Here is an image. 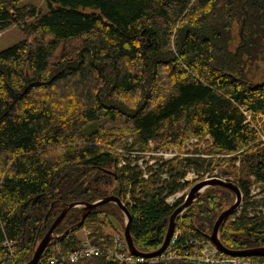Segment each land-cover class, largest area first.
Masks as SVG:
<instances>
[{
  "label": "trees",
  "instance_id": "16d2710c",
  "mask_svg": "<svg viewBox=\"0 0 264 264\" xmlns=\"http://www.w3.org/2000/svg\"><path fill=\"white\" fill-rule=\"evenodd\" d=\"M217 1L45 0L43 13L23 0H0V31L18 25L26 34L50 37L0 51V264L29 262L69 204L111 195L132 217L136 248L155 251L183 203L168 200L187 186L172 175L177 168L184 167L182 176L190 170L202 175L237 160L246 204L224 219L219 238L230 250L264 246V212L251 206L255 185L264 194V143L242 111L264 116V80L253 83L242 70L264 51V0H224V40L218 42L221 34L206 32L203 24ZM231 23L243 26L237 54L228 50ZM75 38H81L77 58L51 63L60 41ZM191 139L196 150L181 156ZM200 143L203 153L192 156ZM172 147L181 150L171 159L144 160ZM229 202L223 187L198 197L176 218V246L186 244L193 254L194 246L211 244L215 219ZM118 209L110 202L90 210L81 227L75 225L85 208L70 209L41 259L57 245V256L79 248L77 232L84 226L91 228L92 244L112 247L104 228H116ZM177 259L152 264H199ZM75 264L122 263L103 252Z\"/></svg>",
  "mask_w": 264,
  "mask_h": 264
},
{
  "label": "rangeland",
  "instance_id": "374dc122",
  "mask_svg": "<svg viewBox=\"0 0 264 264\" xmlns=\"http://www.w3.org/2000/svg\"><path fill=\"white\" fill-rule=\"evenodd\" d=\"M22 4H31V5L35 6L38 10L42 11L43 13L48 11L47 10V6L45 4V0H23ZM223 9H224V0L217 1L216 4H214L213 6H210L209 10H206L207 11L206 12L207 15L205 17V23H203L204 26H206V30H205L206 32H209V30H215L217 34L218 33L221 34L219 36L220 40H217V42L221 41V40H224V37H223L224 29L221 28V26H220V25L223 24L224 17L226 16V14L224 13ZM242 27L243 26L239 27V25L237 23H231L230 26L228 27V30H230V32H231L230 36H232V40L230 42L231 47L228 50H230L234 54L235 53L237 54V52H238L236 47L239 46V43H240V36L239 35H242ZM21 30L22 29L18 25H12L9 28L0 31V51L6 49V48L12 46V44L14 45V43H17L18 41H22V40H27V42H29L31 47L34 46L33 45L34 42H37V41L48 42L50 40V37L47 36V35L46 36L45 35H34V34L30 35V34H26L25 32H22ZM36 38H38L39 40H36ZM60 42H61L60 46L55 50L53 56H51V63L58 62L59 57L61 56V59H62V57H64L65 55L77 58L74 55L79 53V47H80V44H81V38H75V39H70V40H67V41H60ZM244 56H245L244 59H246V58L248 59V57L245 54H244ZM254 56L256 57V60L253 59V60L248 61V63H250V62L254 63L253 66L252 67L251 66H245V68L242 69V70H243V73H245V75L247 76V78L250 81H252L253 83H258V82L264 80V51H262V53H260V54L255 52ZM103 70H106V69H103ZM109 73H107V75H106L107 77H109L108 79H110V77L112 78V75H111L112 72H109ZM99 90H97V91H99ZM105 91L102 90V93H100V94H102L103 97L105 96V94H104ZM107 92H109V90H107ZM242 111H243V114L245 116L249 117V113L250 112L247 111L246 107L242 108ZM258 119H260V118L258 117ZM251 120L252 121L254 120V122L256 124H258L256 122L257 120L252 119V118H251ZM263 134L261 133V137H260L261 143H264V135ZM185 143H186L185 144V148H183L182 150L180 149L182 151V155L181 156L188 155V153L185 152L186 150H191L192 152H194L196 150V148L194 146V143H196L195 140L191 139V140H189L188 142H185ZM153 146L154 145L152 144V147ZM204 148H206L205 144L204 143H200L198 151H197L199 154L195 155V154L191 153L192 156H201V154L203 153L202 150H204ZM184 149H185V151H184ZM180 150L177 147H172L170 149L159 150L158 152L157 151H153V153H148L147 155H145L144 156L145 157L144 160H147L149 158V156H153V157L156 158V160L155 161L151 160L149 163L150 164H152V163L153 164H158L157 163L158 159H161V158L164 159V160L171 159V158L174 157L173 155L178 154V151H180ZM134 153L136 154V152H134ZM126 155L129 156V153L126 152ZM202 156L207 157L206 155H202ZM221 156H224V157H226L228 159H230L229 157H231L230 155H221ZM141 161H143V159H141ZM234 164H235L234 165L235 167L231 166L232 167L231 168V167H227L225 165V166L221 167V169L216 168L213 173H205V174H202V175L197 173V172H195V171H193V170H190L184 176H182V173L184 171V169H183L184 167L179 166L177 168L178 169L177 173H173L172 175L175 176L176 182H182V183L185 182L187 184V186L184 187V189H182L181 191L177 192V194L175 193L173 195H170L169 198H168L169 202L172 203V202H174L176 200L182 199L183 203H184L186 198H187V194H190L191 189L194 188L197 184H199L203 180H210V179H214V178H219V180H221V181L233 182L234 184L237 185V182H236L237 178L236 177H238L240 174H242V172H240V168L241 167H239V166H241V162L239 160H237ZM164 177L170 178L171 174L167 173L166 175H164ZM216 187H221V186H208V187H205L203 192L201 191V193L199 195L202 196V195H204V193H206L211 188H216ZM223 189L226 190V193L230 197V202H229L230 205H227V206H229L228 208H230L231 205L236 203L237 195H236V193H234V191L232 189H228V188H225V187H223ZM262 190H263V188L260 187L258 184L255 185L252 188V192H253V196L252 197H253V199H252L251 206H252V208L256 207L258 210L262 209V212H264V205L261 204L262 203L261 200H262V198H264V194L260 193V191H262ZM240 191H241V189H240ZM122 203H123V205H125L124 202H122ZM245 204H244V196H243V193H242V199L240 201V204L238 205V208L235 210V212L239 214L241 212L242 205L244 207ZM118 210L117 211H118V213L120 215V219H119L120 222L112 219L114 221V226L116 228H112L110 226H107V227L104 228L105 232H107V233H110V232L122 233L124 231L125 226H126L125 223H126L127 217H126L125 213L123 211H121L120 208ZM235 212H233V213H235ZM84 228H86L85 229L86 237H85V234H84ZM167 231H168V229H167ZM88 233H91V228H89L87 226L86 227L84 226L83 228H81L77 232V236H80V238H82V240H83V239L87 238ZM38 244H39V242L37 243V245ZM126 245H127V242H126ZM209 246H210L208 248L209 253L205 257L202 256V258H204V259H202L201 262H205V263H212L213 262L212 261V260H214V259H212L213 258L212 257L213 252H214V250H217L218 248L216 246H214L213 243H211ZM36 247H34V252H35ZM261 247H264V246H258L257 245L256 247H254L252 249L261 248ZM128 248H127V250H129ZM210 249H211V251H210ZM247 249H251V248L235 249L234 251H236V250L237 251H242V250H247ZM5 250H6V248H5ZM144 253H147V252H144ZM131 254L134 255V256H138V255L133 254L132 252H131ZM225 255H226L227 258L231 257L230 258L231 259V263H233V264H242L243 262L247 263V264H250V260L245 258L247 256H245V257L244 256H235V255L228 256V254L222 252L220 258L225 257ZM243 257H244V259H242ZM145 258H147V257H145ZM180 259L181 260H185L183 258H180ZM192 261L193 262L195 261L194 258H192Z\"/></svg>",
  "mask_w": 264,
  "mask_h": 264
},
{
  "label": "water",
  "instance_id": "95a60500",
  "mask_svg": "<svg viewBox=\"0 0 264 264\" xmlns=\"http://www.w3.org/2000/svg\"><path fill=\"white\" fill-rule=\"evenodd\" d=\"M208 186H221V187H225L228 189H232L234 191V193H236V195H237L236 203L231 205V207L228 208L227 210L223 211L218 216V218L216 219V222L213 226V230L209 236L210 242L213 243L214 246H216L221 252H224V253L231 255V256L232 255L244 256V257L245 256H252V255L264 256V247L255 248V249L251 248V249L242 250V251H237V250L234 251V250H230V249H228L222 245L220 238H219L218 231H219L220 226L222 225L224 219L227 218L229 215H231L233 212H235V210L238 208V205L240 204V201L242 199V193H240L241 192L240 188L236 184H234L233 182L221 181V180H219V178H214V179H210V180H203L202 182L197 184L194 188L191 189L190 194H187V198H186L185 202L182 203L179 207L175 208L176 210L171 215L170 220H169L170 223H169L168 231L165 234L166 235L165 240H164L162 246L159 247L155 251L144 253V252H141L138 249H136V246H135L134 241H133V237L131 236V232H130V226H131L130 222H132V217L129 214L127 207L125 205H123L120 198L111 195V196L104 197L100 200H97L93 203L75 202V203H71L68 206H66L65 209L60 212L61 214L55 219L53 224L50 225L49 230L46 232V234L43 236V238L40 239V242L35 249V252L33 254L32 259L29 262H27L26 264H39L40 259L43 255V252L46 251L47 247L50 245V243L55 238L59 237V235L55 234V230L57 229L58 225L61 224V222L66 217L67 212H69L70 209H73V208L79 207V206H82L85 208V211L81 217V220L79 221L78 224L75 225L76 227H81L82 224H84V221H85L86 217L88 216V213L90 210H93V209H95L101 205H104V204H107L110 202L117 204L118 207L121 209V211H123L127 217L123 237H125L127 245L129 247L128 249L133 254L138 255V256H145L147 258L157 257V256L161 255L166 250V246H168V244H169V242L173 236L172 234L174 233V230H175V222L174 221H176V218L178 217V215L183 213V211L185 209H187V207L191 206L198 199L201 191L203 192L205 187H208Z\"/></svg>",
  "mask_w": 264,
  "mask_h": 264
},
{
  "label": "built area",
  "instance_id": "2783aa9c",
  "mask_svg": "<svg viewBox=\"0 0 264 264\" xmlns=\"http://www.w3.org/2000/svg\"><path fill=\"white\" fill-rule=\"evenodd\" d=\"M246 121L250 124H252L251 127H254L258 133L259 136L261 137V133L263 134V130L261 125L264 123V116L258 121H256L258 124L254 122V120H251V116L249 114V117L246 116ZM264 135V134H263ZM124 232L122 233H113L111 237H113L114 243L112 247H105L103 248L102 246L94 245L92 244L90 238H85L81 240V245L79 248H77L74 251H71L67 254L57 256L55 255L54 252H57L59 250V246L57 245L56 249L52 248L50 251L53 254H50L48 257H44V259H40L39 264H66V263H71L75 264L79 262L80 260H84L86 258H91V257H97L103 252H106L111 259H116L122 264H145L149 263L152 264L155 261L158 260H172L176 258H183L191 261V263H199V264H233L231 263V257L227 258L226 255L225 257H221V254L217 251L214 250L213 255H212V263H205L201 262L202 256L205 257L208 255L209 250L208 248L210 247V243L208 245H205L203 249H197L196 246H194L195 252L191 254L188 251L187 245L176 246V240L178 239V235L181 236V231L177 230L176 233H174V237L171 238L168 246H166V250L160 255V257H155V258H145L143 256H133L129 250H127L128 246L126 245V240ZM89 234V233H88ZM196 245H199V241H195ZM4 246L6 250H8V257L12 258L13 257V252L15 251L13 245L11 243H4ZM211 251V249H210ZM205 253V254H204ZM229 256V255H228ZM192 258H194V262L192 261ZM250 260V264H264V257L260 260L257 259H252L245 257ZM244 259V257L242 258ZM242 264H247V263H242Z\"/></svg>",
  "mask_w": 264,
  "mask_h": 264
},
{
  "label": "bare ground",
  "instance_id": "6f19581e",
  "mask_svg": "<svg viewBox=\"0 0 264 264\" xmlns=\"http://www.w3.org/2000/svg\"><path fill=\"white\" fill-rule=\"evenodd\" d=\"M248 112H250V111L248 110ZM249 114H250L251 118L253 119V116H252L251 112H250ZM258 117L261 119V118H262V114H260V115H258L257 117H255V120H258V121H259L260 119H258ZM173 198H174V197H173ZM175 198H176V197H175ZM173 204H174V203H173ZM175 224H176V223H175ZM175 230H176V228H175ZM175 230H174V231H175ZM123 232H124V231H123ZM174 233H176V232H174ZM174 233H173V234H174ZM205 245H208V242H205ZM205 245L203 244L202 246H205ZM199 246H200V245H199ZM196 247L198 248V246H196ZM199 249H200V248H199ZM189 250H190V249H189ZM189 250H188V251H189ZM191 250H192V249H191ZM191 250H190V252H193V251H191ZM16 251H17V250H16ZM15 255H16V254H15ZM133 256H134V255H133ZM144 257H145V256H144ZM12 259H14V258H12ZM12 259H10V260L12 261ZM7 260H8V259H7ZM115 260H116V259H115ZM177 260H181V259L179 258V259H177ZM188 261H189V260H188ZM155 262H156V261H155ZM9 264H10V263H9ZM146 264H147V263H146Z\"/></svg>",
  "mask_w": 264,
  "mask_h": 264
},
{
  "label": "crops",
  "instance_id": "0c3cea01",
  "mask_svg": "<svg viewBox=\"0 0 264 264\" xmlns=\"http://www.w3.org/2000/svg\"><path fill=\"white\" fill-rule=\"evenodd\" d=\"M85 229H86V228H84V234H85V237H86ZM106 233H107V232H106ZM107 234L112 235L113 232H110V233H107ZM57 235H58V234H57ZM89 235H90V233L88 234V236H89ZM88 236H87V237H88ZM77 238H79V240H82V238H80V236H77ZM55 239H56V238H55ZM55 239H54V240H55ZM54 240H53V241H54ZM47 248H48V247H47Z\"/></svg>",
  "mask_w": 264,
  "mask_h": 264
}]
</instances>
